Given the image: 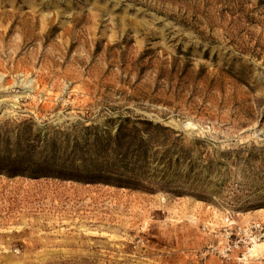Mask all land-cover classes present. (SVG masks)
<instances>
[{"label":"rangeland","instance_id":"1","mask_svg":"<svg viewBox=\"0 0 264 264\" xmlns=\"http://www.w3.org/2000/svg\"><path fill=\"white\" fill-rule=\"evenodd\" d=\"M261 243L264 0H0V264Z\"/></svg>","mask_w":264,"mask_h":264},{"label":"bare ground","instance_id":"2","mask_svg":"<svg viewBox=\"0 0 264 264\" xmlns=\"http://www.w3.org/2000/svg\"><path fill=\"white\" fill-rule=\"evenodd\" d=\"M186 126L187 127H190V129L192 130H197V126L191 122H187L186 123ZM264 247V243H261V244H257L254 248L255 251L259 250L260 248Z\"/></svg>","mask_w":264,"mask_h":264},{"label":"trees","instance_id":"3","mask_svg":"<svg viewBox=\"0 0 264 264\" xmlns=\"http://www.w3.org/2000/svg\"><path fill=\"white\" fill-rule=\"evenodd\" d=\"M120 133H121V128H120L119 131H118V136H120Z\"/></svg>","mask_w":264,"mask_h":264}]
</instances>
